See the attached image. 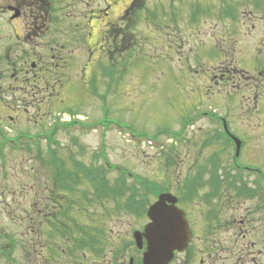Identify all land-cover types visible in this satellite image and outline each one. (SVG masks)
Instances as JSON below:
<instances>
[{"label":"rangeland","instance_id":"374dc122","mask_svg":"<svg viewBox=\"0 0 264 264\" xmlns=\"http://www.w3.org/2000/svg\"><path fill=\"white\" fill-rule=\"evenodd\" d=\"M78 1L81 2L80 6L67 5L65 11L63 9L64 15L72 13V16L77 17L84 11L88 15L92 6L85 0H63ZM157 1L160 4L167 3L168 6L171 4V0H148L151 6ZM228 1L213 0L216 17L201 25L203 31L207 25L210 26L207 34L202 33L198 38L193 36L189 42L184 39L183 44L176 43L177 32L173 23L162 21L161 24L160 18L152 20L145 16L144 7L130 22L129 37L127 41H123L122 46H114L122 41L121 36L112 46L109 41H103L106 49L97 53L94 65L87 69L89 76L86 84L81 87L77 80L82 56L78 52L76 56L79 61L68 59V68L61 71V76L57 78L58 71L62 69H57L51 61L49 48L43 44L38 46L34 52L35 57H40L42 53L48 63V76L52 80H59L56 82L60 86L53 89L54 96H51L52 93L45 86L56 82L43 80L42 75L30 77L32 85L30 81L24 85L21 83L24 76L22 73L18 74L16 81L11 80L5 67V63H8L6 57L11 63L19 61L16 59V46L14 49H6L7 44L12 42L7 38L10 36V28L0 18V30L5 35L0 41V62L3 64L0 63L3 75L0 76V127L10 137L20 138L25 133L36 138L38 136L37 144L41 148L37 152L31 144L21 150H14L7 145L4 152L6 161L0 163V247L5 241L18 240L24 257L30 251L32 236L29 231L31 222L35 217L37 219V210L43 207L42 203L52 194L55 201L61 200L58 194L63 190L60 188L62 182L57 181L60 184L57 187L55 169L73 168L74 165L69 166L72 161H75L79 169L83 166L88 168L94 162L102 172L101 178H97L92 169L87 170V176L92 174L90 180H73L74 173L68 174H72L70 180L66 177L65 184L72 191L69 193L71 201L80 197L79 190L88 191L86 199L92 196L91 192L111 191L117 198L115 196L112 199L114 201H107L108 209L112 210L115 205L122 210L111 215L109 210L87 205V209L77 211L78 204H72L71 214L80 223L85 222L89 227H102L107 232V238L105 239L106 235L102 236L103 242L100 241L102 264H129V242L132 239L130 232L147 222L139 217L144 196L147 200L145 210L142 211L146 212L147 205L155 201L159 193L172 191L178 194L179 191L193 190V185L187 183L185 176L193 173L200 164L208 163L209 158L212 160L218 156L226 162L234 158V148L230 150L226 145H221V141H216L215 136L212 138L214 127L210 121L211 116L203 115V112L228 117L230 128L245 143L240 162L249 165L258 163L264 167V87L259 92H253L249 91V87L217 84L212 78L216 73L242 65L252 70L251 72L257 71L259 67L254 62V55L257 53L256 47L260 46L258 40L263 30L257 17L260 14L259 4L264 0ZM0 2L1 7L5 0ZM118 3L114 8L116 14L122 10L121 2ZM175 3L172 2L174 7ZM225 3L233 5V15L223 12ZM102 5H105L104 2ZM150 8L151 14H155L154 7ZM63 12L55 11V14L59 17ZM156 16L160 17L161 14ZM2 43L5 44L3 47ZM4 46L6 51L2 54ZM53 70L56 74H53ZM96 75L99 76L97 79ZM94 76L96 81L93 80ZM74 84L78 86L75 87ZM97 92L106 96L107 116L118 125H108L103 132V147L107 159H100L95 154L98 143L101 142L100 130L103 125H98L97 132L89 127L84 128L82 135L73 129L72 136L63 127H59L55 129L53 144L48 141L49 138L45 135L54 131L57 122H69L70 118H75V114L80 122L86 124L101 121L104 114ZM256 93L258 105L253 99ZM68 96L70 97L62 102ZM193 117L196 118L195 122L189 123L188 120ZM101 123L104 124L102 121ZM121 129H125L127 133ZM177 132L183 133L185 140L178 141L175 135ZM74 137L78 139L75 143ZM50 144L52 148L58 145L55 149L57 158L63 163L56 168L48 160ZM208 145L212 148L205 147ZM253 147L257 148L256 152L251 151ZM105 161L111 164V168ZM118 181L123 185L124 191L119 189ZM194 183L196 187L198 183ZM223 186L221 184L220 189H224ZM149 187L152 189H147ZM226 189L229 190L227 187ZM132 195H135V203L141 204L140 207L136 206V211L127 209L129 204L125 202ZM231 198L234 199L232 194ZM252 200L248 201L247 198L244 204L241 201L242 206H235L234 216L242 218L246 214L248 218L257 220L259 225H264L263 210H255L253 205L257 203L260 208L263 206L259 199ZM131 207L134 206L130 205ZM39 216L43 217V214ZM102 220L106 221L105 227L101 224ZM56 240L60 243L62 238L56 237ZM256 247L262 250V261L259 264H264V241ZM29 263L24 257L22 264ZM0 264H5L1 258Z\"/></svg>","mask_w":264,"mask_h":264},{"label":"flooded vegetation","instance_id":"af4514ba","mask_svg":"<svg viewBox=\"0 0 264 264\" xmlns=\"http://www.w3.org/2000/svg\"><path fill=\"white\" fill-rule=\"evenodd\" d=\"M85 1L92 6L91 10L88 15L85 14V11H81L82 14L77 17L72 16V13L69 16L64 15L63 9L65 11L67 5L69 7L70 5L79 7L81 4L79 1L5 0L3 2L0 7V18L4 19V23H7L5 25L10 28V36L7 38L12 40V42L7 44L6 49H14L16 46V59L19 61V63H11L5 55L6 61L8 62L5 63V67L11 80L16 81L18 74L22 73L24 75L21 78L23 85L25 82L27 84V81H30V77H38L39 75H42L41 79H47L46 81H59L52 80L48 76L47 71L49 68L46 65L48 63L43 58L42 53H40V57H35L34 55L38 46L43 44L47 49L49 48L51 61L56 68L62 69L58 71L57 78L61 76V71L64 72L63 70L68 68V61H79L76 52L82 56V65L80 64L79 70L80 75L77 80L81 87L86 84L89 76L87 69L94 65L93 63L97 53H102L106 49L103 41H109L112 46V43H116L117 39L121 36L122 41L116 43L114 46L118 44L122 46L123 41H127L129 37L130 22H132L135 15L140 13L144 7L145 16L150 17L152 20L156 21L160 18L161 24L163 22L174 24L175 31L177 32V44L178 42L180 44L185 43L184 39L189 42L193 36L198 38L202 33L206 35L210 26L207 25L203 31L201 25L204 22L207 23L209 19L216 17L214 14L213 0H185L186 2H183L184 0H178L179 2L177 0H171L169 1L171 3L169 6L164 2L160 4V1H157L156 4H153L154 6H151L148 0ZM103 2L105 4L104 6L102 5ZM118 2H121L122 10L116 14L114 8L118 6L116 5L119 4ZM172 2H177L175 3V7ZM227 4L225 3L226 10ZM256 4L258 5V2ZM150 7H154L155 14H161V16L151 14L152 10ZM258 10L260 14L257 17V22L263 30L261 31L260 40H258L260 41V46L256 47L257 53L254 55V62L259 68L257 71L251 72L252 70L242 65L231 68L223 73H216L212 78L217 84L219 82V84H226L232 87H249V91L253 92H259L264 87V2L259 4ZM55 11H62V16H56ZM214 35L212 31V36ZM4 37V33L0 30V41ZM3 45L5 44L2 43V47ZM4 50L5 46L2 54H4ZM87 51L88 55H86ZM0 70V76L3 77L1 74L2 69L0 68ZM52 72L53 74L55 73L54 70ZM98 77L96 75V79ZM96 79L94 76L93 80L96 81ZM32 81L29 82L30 85H32ZM58 85L60 86L57 82L55 84L50 82L47 83L45 89L50 90V93H52L51 96H54L53 89L54 87L57 88ZM74 85L75 87L78 86L77 84ZM58 93H61V91H58ZM70 96L63 98L62 102ZM246 96L251 98L247 94ZM98 97H100V104L103 111V106H108L107 101H104L106 96L98 93ZM253 99L257 102L256 105H258L257 93L253 96ZM206 114L203 113V115ZM210 116V121L214 127V132L211 135L212 138L214 139L215 136L216 141L222 142L221 145H226L230 150L235 147L236 151L234 137H237L241 141L240 151L229 162H226L222 158L220 160L218 156L212 160L209 158L208 163L200 164L193 173L185 176L187 177V183L193 185V190H188L187 192L179 191L178 194L174 193L178 198L177 204L179 208L184 211L185 217L188 220L190 239H188V244L183 251L175 250L172 259L167 264H246L247 262L259 264L262 261L260 257L262 250L256 246L262 244L264 241V237H262L264 225H259L257 220L254 221L255 219L248 218L246 214L242 218H237L234 216V212L236 211L235 206H242L247 201V198L248 201L259 199V203L263 207L260 208V204L257 203L253 206L256 207L255 210H263L264 212V167L258 165V163L256 165H249L240 162V154H242L245 145L244 141L230 128L228 117L217 115L216 113H211ZM107 122H112V120H107ZM57 123L58 125L54 128V131L45 133V137L49 138L48 141H51V143L55 141L54 132L59 127H63L64 131L72 136L73 129L82 135L84 128L89 127L92 131L97 132L98 125H102L100 120H95L88 124L80 122L76 118V114L73 120L71 118L69 119L68 124ZM78 126L80 127L75 129ZM100 133L102 135L101 130ZM38 135L40 136L41 134ZM37 138L34 135H28V133L21 134L20 138L10 137L3 127H0V163L6 161L4 152L8 146L10 149L21 150L25 146H28L26 145L27 141H36ZM73 141L75 143L78 139L74 137ZM101 142L98 143V151H101L103 146ZM32 145L36 151L41 149L40 145L36 142L34 144L32 143ZM57 146L52 148L50 144L47 153L48 160L50 159L53 162L52 166H55V168L63 165L61 159L57 158L58 154H56L57 152L55 150ZM209 146L205 147L207 148ZM252 146L257 145L252 144ZM210 147L212 148V146ZM256 150V147L251 148V151L256 152ZM95 154L99 157L97 151ZM95 164L92 162L88 165V168L83 166L82 169H79L75 161H72L69 166L74 165L73 168L64 167V169H61L57 167L55 169L56 174L54 175V179L56 182H62V187L60 188L63 190L59 191L58 194L61 200L58 202L55 201L54 194H52L45 203H42L41 206L43 207L37 210V213L39 212L36 215L37 219L35 217V220L31 222V229L29 231L32 236V243L29 247L30 251H28L27 255H24L30 261L29 264H102L103 258L101 255L100 241L103 242L102 236L106 235L105 239L107 238V232L102 227H89L85 222L80 223L74 216L73 222L75 227L72 237L70 235V227L72 226V216L70 214L73 211L71 205L78 204L77 211L87 209V205L99 206L101 209L109 210L107 201L114 199L116 195L111 191H95L91 192L92 196L86 199V193L88 191L79 190L78 194L80 197L77 200L74 199L71 201L72 199L69 193H72V191L65 184L66 177L67 180H70L72 175H68L69 173H74L72 175L74 177L73 180L80 182L82 180H90L92 174L87 176L88 169H92L95 176L101 178L102 172ZM177 166L179 169L180 166L178 164ZM191 180L198 183L196 186L198 189H196L195 183ZM58 182L56 183L57 187L60 185ZM221 184L224 185V189H220ZM231 194L234 196V199L231 198ZM130 209L137 210L134 208ZM115 211L118 212V208L114 205L112 210H109V213L113 215ZM42 214L43 217L39 216ZM139 217L140 220L143 218L147 222L139 229H134L130 232V237L132 236L129 242L130 264H144V255L146 253L145 251H147L146 237H142L143 246L139 248L134 238V231L139 230L144 233L145 225L150 220L147 211ZM101 224L105 227L106 221L102 220ZM77 231L78 235H76ZM56 237L62 238L60 243L56 240ZM8 241L3 242L4 245L0 247V258L3 259L5 264H22L24 257L21 244H19L18 240Z\"/></svg>","mask_w":264,"mask_h":264},{"label":"water","instance_id":"95a60500","mask_svg":"<svg viewBox=\"0 0 264 264\" xmlns=\"http://www.w3.org/2000/svg\"><path fill=\"white\" fill-rule=\"evenodd\" d=\"M176 201L174 195L164 193L150 207L148 214L152 220L144 231L148 239L144 264H167L173 257L174 250L181 251L186 247L189 228L182 209L175 205ZM136 237L141 247L142 235L136 233Z\"/></svg>","mask_w":264,"mask_h":264},{"label":"trees","instance_id":"16d2710c","mask_svg":"<svg viewBox=\"0 0 264 264\" xmlns=\"http://www.w3.org/2000/svg\"><path fill=\"white\" fill-rule=\"evenodd\" d=\"M119 189L120 190H124V187H123V185L119 182ZM147 189H149V190H151L152 189V187H149V188H147ZM145 190H146V188H145ZM146 200H147V198H146V196H144V200H143V206L142 207H145V202H146ZM133 202H135V199H133ZM140 205L141 204H133V206L134 207H136V206H138V207H140ZM72 226L70 227V231H71V234L70 235H72L73 236V231H74V227H75V225H74V222L72 221V224H71ZM76 235H78V231H77V234Z\"/></svg>","mask_w":264,"mask_h":264}]
</instances>
